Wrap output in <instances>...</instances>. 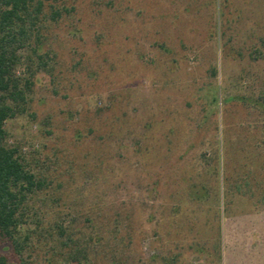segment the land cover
I'll use <instances>...</instances> for the list:
<instances>
[{
  "label": "rangeland",
  "instance_id": "rangeland-1",
  "mask_svg": "<svg viewBox=\"0 0 264 264\" xmlns=\"http://www.w3.org/2000/svg\"><path fill=\"white\" fill-rule=\"evenodd\" d=\"M40 1L6 128L88 246L26 264H264V0Z\"/></svg>",
  "mask_w": 264,
  "mask_h": 264
},
{
  "label": "trees",
  "instance_id": "trees-1",
  "mask_svg": "<svg viewBox=\"0 0 264 264\" xmlns=\"http://www.w3.org/2000/svg\"><path fill=\"white\" fill-rule=\"evenodd\" d=\"M42 13L40 0H0V239L10 243L17 264H26L37 249L79 261L88 246L76 232V218L66 220L58 212L62 183L40 161L33 165L19 144H11L6 128L27 105L30 80L18 77L16 68L21 62L19 51L28 46ZM61 16L56 10L51 19ZM36 56L40 62L32 64L37 71L46 63L43 56ZM0 264L11 263L0 257Z\"/></svg>",
  "mask_w": 264,
  "mask_h": 264
}]
</instances>
